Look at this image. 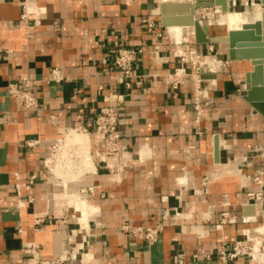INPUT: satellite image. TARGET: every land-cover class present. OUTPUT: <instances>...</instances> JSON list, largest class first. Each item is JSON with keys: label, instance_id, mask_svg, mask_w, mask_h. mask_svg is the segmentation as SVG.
Returning <instances> with one entry per match:
<instances>
[{"label": "crops", "instance_id": "crops-1", "mask_svg": "<svg viewBox=\"0 0 264 264\" xmlns=\"http://www.w3.org/2000/svg\"><path fill=\"white\" fill-rule=\"evenodd\" d=\"M24 1L0 0V264H28L23 249L32 242L44 258L71 257L69 264H217L221 250L249 235L264 245V115L242 95L253 65L231 60L227 44L197 43L192 26L167 23L194 15L210 37L224 36L229 28L219 17L226 27L219 31L207 11L222 6L212 0L192 12L194 0H36L39 18L24 23ZM225 2L227 10L243 2L264 9L260 0ZM165 3L178 5L165 14ZM128 46L142 50L136 68L146 74L132 89L114 68V53ZM193 51L213 78L201 71L198 84L189 73ZM198 86L206 106L199 119ZM114 94L122 96L115 106L122 137L109 166L95 126ZM74 129L87 133L88 145L68 142L90 151L93 164L57 163L56 174L59 144ZM156 224L154 243L129 233ZM257 252L228 264H264Z\"/></svg>", "mask_w": 264, "mask_h": 264}, {"label": "built area", "instance_id": "built-area-1", "mask_svg": "<svg viewBox=\"0 0 264 264\" xmlns=\"http://www.w3.org/2000/svg\"><path fill=\"white\" fill-rule=\"evenodd\" d=\"M24 14L22 15V20L24 23H28L30 20L36 17V19L40 16V9L37 5L36 0H25L24 1ZM152 26V24L150 25ZM142 52L141 49H136L132 46L121 47L114 53V68L118 72V79L121 83L125 85L127 89H132L136 87H141L146 74L139 73L136 68V62L138 60V54ZM192 56L190 58L193 61L194 68L196 69L195 73H193V77L196 82L199 84L201 81V71L204 70V66L198 64L196 67L197 61L195 58H199L196 52L191 53ZM183 60H185L183 58ZM191 63V62H190ZM178 74L176 70L175 75ZM53 78L59 80L60 76L57 70L53 71ZM169 78V77H168ZM173 84L176 86L178 84V80H172ZM11 93L14 95H19L24 99V103L27 107L36 106V100L28 94V92L20 91L18 89H12ZM203 95V91L200 86L197 87L194 105L197 112V119L201 118L205 114V110L203 109L201 96ZM120 95H111L107 98L110 102V106L104 107L101 109L100 113L96 119L95 126V135H96V143L100 147L98 151L99 157L109 166H113L117 163V159L120 155V145L119 142L121 140V131L118 128V111L115 108L117 103L120 100ZM99 136V138H98ZM264 156V150L262 151ZM48 170H51L48 168ZM259 175H262L260 172ZM256 180V179H255ZM260 194H256V198H258ZM227 215H223L222 222L227 221ZM41 217H37L35 222L39 223L41 221ZM128 230V228H125ZM142 232L145 236L146 240L149 243H154L159 239V234L162 231V226L160 224H156L154 226L148 227L144 230H129V233L134 235L135 233ZM24 253L27 254L28 264H69V260L71 257L59 256L56 258L47 259L44 258L40 252V247L37 243H28L24 246ZM259 254L264 253V245L261 244L259 246ZM258 252H255L254 244L252 240L247 238L241 241H236L232 245L227 248H224L219 253V262L217 264H228L230 261L236 259L239 256H249L252 259L256 258ZM202 257L200 254H196L195 258ZM175 264H184L182 259H178Z\"/></svg>", "mask_w": 264, "mask_h": 264}, {"label": "water", "instance_id": "water-1", "mask_svg": "<svg viewBox=\"0 0 264 264\" xmlns=\"http://www.w3.org/2000/svg\"><path fill=\"white\" fill-rule=\"evenodd\" d=\"M212 0H194L191 4V10L199 7L212 6ZM264 5V0H260ZM216 3L222 6L226 11L225 0H216ZM178 4L165 3L162 10L165 14L170 12L172 6ZM187 10V7H185ZM185 12H188L185 11ZM168 24L192 26L194 28V37L199 44H227L228 55L231 60H247L253 65V70L246 74V85L242 91L244 99L249 102L258 112L264 115V9L260 18L247 22L240 29L229 30L224 36H209L208 27L203 25L194 15H187L184 18H178L174 21H167ZM203 78H213L214 74L204 73ZM220 135H215V162L220 161Z\"/></svg>", "mask_w": 264, "mask_h": 264}, {"label": "bare ground", "instance_id": "bare-ground-1", "mask_svg": "<svg viewBox=\"0 0 264 264\" xmlns=\"http://www.w3.org/2000/svg\"><path fill=\"white\" fill-rule=\"evenodd\" d=\"M165 1H168V0H165ZM253 6L256 8L257 11L260 10L262 12L263 7H262L261 4L253 2ZM219 8H220V11H221V7H219ZM227 11H225V12H227ZM253 20H254V17H251L249 15L248 11L246 9H244L242 11L230 10L229 12L224 13L223 15H221L218 22H219V24L224 25L227 28H229V30H234V29H240L243 24H245L247 22H250V21H253ZM210 62H211V60H210ZM203 63L204 62L201 63V66H203ZM80 133H81V131L79 132V130L77 131V130L74 129V131H71L68 134V136L66 135L68 138H66V136H65L66 139L64 138L60 142V144H59V154L60 153H65V154H64L63 158H61V159L59 158V154L57 156V162L53 166V170H54V172H56V174L59 173V172L57 173V170H59L58 169L59 166L57 167V170L55 168L57 163H60L61 166H63V168L66 169V168L71 167V166H73L74 168L78 167V166L85 167L86 165L91 163L90 161H93L92 157H91V154H90V151H89V153H85V152H83L82 147H81L80 144L76 143V144L72 145V143L70 144L68 142V140L69 141H79V142H82V143L85 141L84 142L85 145H88V137H86V136L84 137V135L87 134V133L83 132V133H85V134H83V136L79 135ZM98 138H99V136H98ZM69 150H71L70 152H71L72 156H75L77 158L74 161L71 160L70 157H69V154H68ZM49 163H51V161ZM74 163H76L77 165H74ZM92 164L93 163H91V165ZM80 206H81V209L83 210L84 217H87V210H86L85 203L83 201H80ZM257 244H259V242ZM254 249H255V252L258 251V250H256L255 247H254Z\"/></svg>", "mask_w": 264, "mask_h": 264}, {"label": "rangeland", "instance_id": "rangeland-1", "mask_svg": "<svg viewBox=\"0 0 264 264\" xmlns=\"http://www.w3.org/2000/svg\"><path fill=\"white\" fill-rule=\"evenodd\" d=\"M243 4L244 5H239V4H237L234 8H232L231 10H236V11H241V10H243L245 7V9L248 11V13H249V15L251 16V17H254V20H256V19H258V18H260V15H261V11L259 10V11H257L256 10V8L253 6V5H248V3H244L243 2ZM208 12H210L211 14H210V21H213L214 23H215V27H217V28H219V31H221V32H224V30H226V27H224V26H219L218 24H217V19L222 15V13H227V12H229L230 10H228L227 12H222V13H219V12H216V11H210V10H207ZM221 14V15H220ZM200 55V54H199ZM211 59V58H210ZM194 60H196L197 61V63H196V67H198V64H201L202 62H204L205 61V58L203 57V58H195L194 57ZM190 70H189V73H191V74H193V73H195V71H196V69H193L194 68V65H193V61H191L190 60ZM205 65V66H204ZM203 68H204V70H206V64H205V62L203 63ZM204 108V110H205V113H206V106H203ZM208 107V106H207ZM262 153V152H261ZM260 154V153H259ZM249 237H250V239L252 240V243L254 244V247H255V245H258V246H260V241H259V239L257 238V239H255L254 238V236H250L249 235ZM255 239V240H254ZM259 242V244H257ZM258 250H259V247H258Z\"/></svg>", "mask_w": 264, "mask_h": 264}]
</instances>
